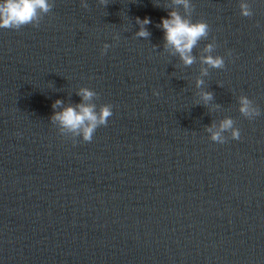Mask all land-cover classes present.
Masks as SVG:
<instances>
[{
	"label": "water",
	"instance_id": "1",
	"mask_svg": "<svg viewBox=\"0 0 264 264\" xmlns=\"http://www.w3.org/2000/svg\"><path fill=\"white\" fill-rule=\"evenodd\" d=\"M190 2L48 0L38 28L0 29V264H264V0ZM171 11L209 25L191 66ZM208 44L225 68L204 76ZM82 103L112 106L90 143L52 121ZM228 118L240 139L212 141Z\"/></svg>",
	"mask_w": 264,
	"mask_h": 264
},
{
	"label": "clouds",
	"instance_id": "2",
	"mask_svg": "<svg viewBox=\"0 0 264 264\" xmlns=\"http://www.w3.org/2000/svg\"><path fill=\"white\" fill-rule=\"evenodd\" d=\"M101 6H107V0H98ZM175 5H182L187 15L191 14L193 8L190 0H173ZM48 0H0V29H11L19 31L22 27L31 25L34 28L39 27L41 13H48L51 10ZM81 7L88 8L86 0H81ZM240 13L243 17L250 18L253 15L250 5L241 0L239 4ZM136 23L140 25V31L136 33L139 38H147L150 33L146 30V26L151 23L149 18L140 20L137 18ZM159 27L164 32L165 47L174 50V54H178L185 66H191L195 62V57L191 54L193 48L202 39H206L209 35V25L205 22H192L190 19L182 17L178 12L171 11L168 18H162ZM108 45L104 46L101 55L107 53ZM214 51L212 44L206 45L204 52L206 55L201 57V63L207 65L202 69V75H208V68L223 70L225 68L224 59L219 56H213ZM197 87L204 84L202 79L197 80ZM84 101H89L95 93L88 89H81L78 93ZM153 95L158 96L159 93L154 91ZM213 96L210 92L202 93V99L205 104L212 100ZM62 101L57 100L53 105V109L59 107ZM240 113L246 119L252 120L260 116L258 108L252 106L251 101L247 97L240 98ZM78 109V110H77ZM113 115L112 106L105 105L100 112L95 111L94 105L80 104L77 108L67 107L62 112L55 113L52 116L53 122H58L62 129L82 134L83 141L90 143L96 130L101 126H107L109 118ZM212 133L211 140L217 143H224L222 133L231 131L233 140L240 139L239 129L234 127L232 119L228 118L221 122L219 130L213 132L212 128L207 129Z\"/></svg>",
	"mask_w": 264,
	"mask_h": 264
}]
</instances>
